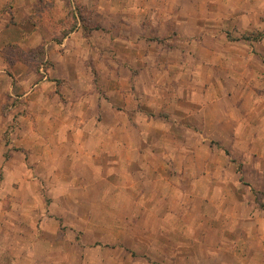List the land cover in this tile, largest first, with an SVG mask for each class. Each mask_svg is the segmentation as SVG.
<instances>
[{"label":"crops","instance_id":"crops-1","mask_svg":"<svg viewBox=\"0 0 264 264\" xmlns=\"http://www.w3.org/2000/svg\"><path fill=\"white\" fill-rule=\"evenodd\" d=\"M38 1L0 0V6L12 3L0 12V41L43 48L52 64L50 76L65 85L58 92L53 81L42 79L18 95L27 99L29 105L25 103L24 107L31 108L32 118L23 123L21 117L8 141L0 143L2 152H7L0 161V246L5 251L2 256L11 258L8 264H87V241L123 237L118 227L111 237L91 231L88 224L100 222L83 217V208L117 209L122 193L127 206H143L150 197L137 195V173L152 178L159 166L162 175L156 177H166L162 172L169 159L166 152L153 154L159 160L157 167L147 162H138L141 165L137 166L135 155L145 157L147 146L155 140L159 144L163 140H233L242 124L232 114L224 113L223 124L229 136L218 137L215 116L201 117L213 100L205 101L202 108L190 104L183 107L182 103L173 107L179 95L159 93L153 83L177 80L183 72L171 53L163 62L164 53L156 47L162 43L149 39L154 35L163 38L162 31H170L164 27L165 16H170L164 8L168 0H104L129 2L126 9L130 14L126 18L125 11L120 13L116 4L110 5L111 12L121 16L122 26L114 29L101 23L94 35L83 33V21L73 28L67 24L64 29L62 25L65 19L72 23L69 12L75 5L83 12V0H49L51 8H45L51 16L48 19L35 16ZM152 1L159 2L157 9L152 8ZM170 17L176 18L172 30L179 32V15ZM128 27H133L135 34ZM120 45L129 54L122 53ZM152 47L159 51L153 52ZM16 77L28 82L34 76L22 73L20 68ZM0 79L6 82L7 77L0 74ZM96 81L131 84L129 90L109 91L97 88ZM4 91L7 93L6 88ZM191 102L201 104L199 100ZM19 106L11 105L13 109ZM206 128L212 131L205 134ZM41 167L46 169L41 171ZM162 191L154 192L159 195L157 200L169 201L165 189ZM91 194H97L96 205L85 200ZM25 213L29 216L24 217ZM111 219L108 224L113 226L126 221L129 225L139 223L131 217ZM259 250L257 256L264 263V242Z\"/></svg>","mask_w":264,"mask_h":264},{"label":"rangeland","instance_id":"rangeland-1","mask_svg":"<svg viewBox=\"0 0 264 264\" xmlns=\"http://www.w3.org/2000/svg\"><path fill=\"white\" fill-rule=\"evenodd\" d=\"M128 3L83 0V12L79 5L69 12L72 23L61 18L65 19L63 28L67 24L73 28L83 21L85 35H94L95 29H101V23L117 29L122 26L121 16L118 12L113 14L110 5L116 4L128 18ZM158 3L152 1V8L157 9ZM11 4L0 6V12ZM49 4L52 5L49 0H39L35 16L51 18L45 11L51 8ZM164 8L170 16L179 15V32L171 28L176 18L165 16L164 27L170 31H162L163 38L154 35L149 39L162 43L156 47L164 53L163 62L171 53L183 72L177 80L153 82L159 93L179 95L173 107L182 103L183 107L202 108L205 101L213 100L208 106L205 104L208 113L201 117L215 116L214 130L219 132L218 137L229 136V129L223 124L224 113L237 118L242 128L235 130L233 140H163L162 144L155 140L147 146L145 157L135 155L137 166L147 162L157 167L159 160L153 154L166 152L169 159L162 170L166 177H156L158 173L162 175L159 166L152 178L137 173V195L150 197L143 206H127V197L122 193L121 207L117 209L83 208V217L100 222L97 225L91 221L88 224L91 231L111 237L118 227L119 236L123 237V240L87 241L86 263L264 264L257 256L264 242V0H168ZM127 29L135 34L133 27ZM6 41H0V74L7 77L6 82L0 79V143L8 141L21 117L23 123L32 118L31 108L24 107L25 103L29 105L27 99L19 94L42 79L53 81L58 92L65 85L61 79L50 76L52 64L43 48H24L19 41ZM156 47L151 50L158 52ZM120 49L129 54L122 45ZM92 62L90 59L89 65L95 71ZM20 68L22 73L32 74L33 79L19 81L16 74L19 75ZM130 84L96 81L97 88L109 91L129 90ZM188 99L199 100L201 104ZM11 105L21 106L13 109ZM203 131L208 134L212 130ZM2 155L5 157L7 152L0 149V161ZM45 169L41 167V171ZM163 189L169 198L167 202L158 201L159 195L154 194ZM85 200L96 205L97 194ZM1 212L0 204V217ZM122 217L137 218L139 223L108 224L111 218ZM4 252L0 246V264L11 261L9 256H2Z\"/></svg>","mask_w":264,"mask_h":264}]
</instances>
